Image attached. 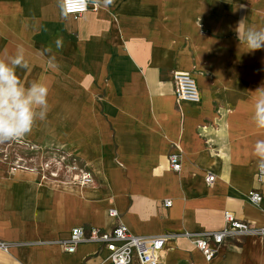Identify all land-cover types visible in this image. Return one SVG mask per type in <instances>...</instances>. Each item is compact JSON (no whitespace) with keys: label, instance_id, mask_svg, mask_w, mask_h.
Wrapping results in <instances>:
<instances>
[{"label":"crops","instance_id":"1","mask_svg":"<svg viewBox=\"0 0 264 264\" xmlns=\"http://www.w3.org/2000/svg\"><path fill=\"white\" fill-rule=\"evenodd\" d=\"M92 7L76 18L61 0H0V54L23 47L21 82L49 88L46 119L16 146L55 159L63 172L51 179L17 165L0 175V241L8 246L0 264H109L98 244L71 254L62 243L74 228L112 230L111 209L134 235L174 236L161 264H264V237L228 239L209 262L185 235L223 230L226 212L264 229V180L253 155L264 131L251 121L264 49L248 52L237 33L241 20V33L264 28V0ZM175 72L194 78L201 102H177ZM177 148L182 169L174 172L168 156ZM83 174L92 179L85 186Z\"/></svg>","mask_w":264,"mask_h":264},{"label":"built area","instance_id":"2","mask_svg":"<svg viewBox=\"0 0 264 264\" xmlns=\"http://www.w3.org/2000/svg\"><path fill=\"white\" fill-rule=\"evenodd\" d=\"M64 12L67 15L80 17L89 10V4L85 7L80 0H61ZM97 11L98 6L92 7ZM174 95L178 103L201 102L200 90L194 78L187 72H175L173 75ZM170 169L179 172L182 169L181 150H177L168 156ZM86 184L92 182L90 174H83ZM258 181L264 180V174L258 170ZM215 182V176L209 174L206 183L211 185ZM250 199L253 202H261L262 196L257 192H250ZM165 207H170L171 202L165 201ZM111 218L118 221V224L110 231L98 228L84 227L74 228L68 240L62 243L66 253H75L78 246L84 243L98 244L108 252L107 261L109 264H161L163 253L167 243L174 237L163 234L159 236H137L120 222V214L117 210L111 209L108 212ZM226 226L218 232H205L200 234H185L194 237L195 246L204 255L207 261L214 260L220 247L228 239H238L245 236L264 237V229H254L247 223L238 221L231 212L225 213ZM0 250L8 251L5 242L0 241Z\"/></svg>","mask_w":264,"mask_h":264},{"label":"clouds","instance_id":"3","mask_svg":"<svg viewBox=\"0 0 264 264\" xmlns=\"http://www.w3.org/2000/svg\"><path fill=\"white\" fill-rule=\"evenodd\" d=\"M87 7L89 3L94 6L109 7L115 0H80ZM243 7V6H242ZM240 21L237 28L239 42L243 43L248 52L264 49V28L248 27L243 33L240 31ZM56 48L62 47V37L55 40ZM44 51L52 53L48 46ZM23 47H18L14 55L7 51L0 54V144L18 141L29 135L35 123L46 119L49 111V88L42 82L34 81L25 86L17 75V69H27ZM50 68H58L56 57L52 54L48 60ZM255 102L251 121L257 130L264 131V86L255 91ZM224 138L223 132L220 133ZM253 155L256 158V167L264 174V139H258L253 146Z\"/></svg>","mask_w":264,"mask_h":264},{"label":"rangeland","instance_id":"4","mask_svg":"<svg viewBox=\"0 0 264 264\" xmlns=\"http://www.w3.org/2000/svg\"><path fill=\"white\" fill-rule=\"evenodd\" d=\"M15 141L6 142L0 144V175L11 176L7 174V171H13L17 165L23 167L32 168L34 170L39 169L40 173L46 175L51 179H59L63 172L59 168V164L55 162V159L43 162V157L33 156L24 146H16ZM34 148V147H32ZM58 160V159H56ZM42 171V172H41ZM83 177V176H82ZM81 177V179H82Z\"/></svg>","mask_w":264,"mask_h":264},{"label":"bare ground","instance_id":"5","mask_svg":"<svg viewBox=\"0 0 264 264\" xmlns=\"http://www.w3.org/2000/svg\"><path fill=\"white\" fill-rule=\"evenodd\" d=\"M80 184L82 185V186H85L86 185V182L84 181V178L82 177V179L80 180Z\"/></svg>","mask_w":264,"mask_h":264}]
</instances>
